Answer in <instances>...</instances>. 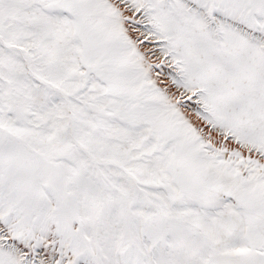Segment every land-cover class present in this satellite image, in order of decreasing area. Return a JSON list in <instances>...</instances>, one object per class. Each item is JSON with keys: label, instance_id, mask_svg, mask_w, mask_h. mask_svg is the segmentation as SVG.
<instances>
[{"label": "snow or ice", "instance_id": "1", "mask_svg": "<svg viewBox=\"0 0 264 264\" xmlns=\"http://www.w3.org/2000/svg\"><path fill=\"white\" fill-rule=\"evenodd\" d=\"M0 264H264V0H0Z\"/></svg>", "mask_w": 264, "mask_h": 264}]
</instances>
